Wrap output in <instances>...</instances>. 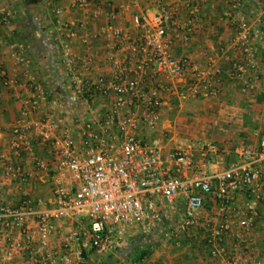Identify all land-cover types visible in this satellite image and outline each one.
<instances>
[{
	"label": "built area",
	"instance_id": "obj_1",
	"mask_svg": "<svg viewBox=\"0 0 264 264\" xmlns=\"http://www.w3.org/2000/svg\"><path fill=\"white\" fill-rule=\"evenodd\" d=\"M95 1L75 0V5L87 8ZM131 2L137 6L139 1ZM243 6V0H233L229 14H241ZM185 8L187 16L183 21L167 8L153 14H136L134 20L145 27V32L135 39L119 26L107 27V32L116 40L130 42L137 60L115 61L117 72L113 80L99 77L94 94L114 99L104 115L84 123L79 142L70 129L61 131L60 123L54 118H30L28 110L18 118L12 130L13 150L18 154L32 152L31 133H36L56 153L53 161L44 158L35 161L36 175L52 173L53 194L44 201L27 193L18 206L9 205L0 197V233L17 230L21 235L8 239L5 260L0 264H13L11 260L23 251L26 257L20 264H60V258L61 264H84L86 252L115 254L129 245L131 231L149 234L160 226L166 240H176L199 227L209 197L221 201V211L234 212V193L243 191L249 200L245 209L236 211L239 219L236 237L246 245L251 244L248 233L259 215L258 206L264 201V150L250 145L237 147L240 162L222 172L210 173L207 167L212 162L211 155L222 159L213 143L199 149L166 150L160 139L147 141L140 134L146 128L158 129L167 97L176 96L180 101L190 97L217 98L223 91L225 77L244 81L243 88L248 93L257 86L260 70L246 23L238 24L235 38V45L245 60L235 62L227 70L215 63L216 58L211 60L213 65L201 68L189 56L177 52V47H189L200 12L199 5L191 1L186 2ZM55 13L61 17L65 8L58 6ZM101 13L97 9L95 17ZM117 15L115 10L109 13L112 19ZM4 21L8 22L9 17L5 16ZM60 22L68 37L77 36V30L70 23ZM81 41L89 43L86 36ZM11 48L16 57L25 60L23 49L17 44ZM90 60L85 59L88 64ZM74 62L75 58L67 60L68 65ZM144 77H149L150 82L145 84ZM75 81L81 92L82 80L76 77ZM44 97L45 92L37 87L31 102L34 109ZM0 163L7 177H18L23 184L33 176L14 166L3 151H0ZM179 200L185 202L184 210L180 224L173 228L164 219L168 211L177 209ZM29 217L36 219L34 227L28 226ZM60 221L80 224L58 240L62 236ZM233 224L227 219L212 227L211 235L206 237L207 245L214 257H223L228 264H240L242 257L229 256L220 248ZM131 264L156 262L145 256ZM254 264H264V258Z\"/></svg>",
	"mask_w": 264,
	"mask_h": 264
},
{
	"label": "crops",
	"instance_id": "obj_2",
	"mask_svg": "<svg viewBox=\"0 0 264 264\" xmlns=\"http://www.w3.org/2000/svg\"><path fill=\"white\" fill-rule=\"evenodd\" d=\"M48 1L26 4L25 0H0V151L7 154L14 166L33 175L29 182L23 184L18 177H7L0 163V197L5 203L18 206L27 193L44 201L53 194L52 173L36 175L35 163L37 158L49 161L56 158L51 146L43 143L38 134L31 133L34 141L32 152L18 154L12 149V130L24 111H29L30 118L56 119L60 123V130L70 129L73 138L79 142L84 123L104 115L114 99L94 94L99 77L113 80L117 72L115 61L137 60L130 42L116 40L107 32V27L119 26L126 35L135 39L145 32V27L134 20L136 14H153L167 8L183 21L187 16L185 7L188 1L198 4L200 12L189 47H177V52L189 56L201 68L213 65L211 60L216 58L215 63L227 70L235 62L245 60L244 54L235 45V38L238 24L246 23L253 37L260 70L257 86L248 93L243 88L244 81L225 77L223 91L217 98L190 97L180 101L176 96L169 97L181 102L182 108L191 103L187 107L189 112L196 110L199 113L195 116L163 118L158 129L146 128L140 134L147 141L160 139L166 150L179 147L199 149L202 145L213 143L218 147L222 159L211 155L212 162L207 167L210 173L222 172L240 162L237 147L250 145L256 150H264V0H243L241 14H229L233 0H138L137 6L132 5L131 0H96L87 8H79L75 0H57L53 7L50 6L52 1ZM58 6L65 8L61 17L55 13ZM97 9L102 11L98 18L95 17ZM113 10L118 13L115 19L109 16ZM5 16L9 17L8 22L4 21ZM60 21L70 23L77 30V36L68 37ZM83 36L88 37V44L81 41ZM12 44L24 50L25 60L14 55ZM69 58H75L72 65L67 63ZM87 58H91V63L85 61ZM76 77L82 80L81 92L77 89ZM144 82L149 83V77H144ZM37 87H41L45 97L34 109L31 102ZM166 102L168 104L169 100ZM227 124L231 127L224 128ZM234 197V212L221 211V201L217 197H209L199 227L182 237L185 244L155 243V237L161 235L162 226L149 234L131 231L128 246L109 255L88 252L86 262L131 264V258L135 256L133 250L148 247V256L156 264H228L223 257L211 254L206 237L211 235L212 227L229 219L234 224L225 234L220 244L221 250L229 256L242 257L240 264H254L264 258V201L259 204V215L248 233L251 244L246 245L236 237L239 220L236 211L245 209L249 197L245 191L234 193ZM184 205L185 202L179 200L177 208L184 210ZM164 220L170 223L173 217L167 215ZM27 224L34 227L36 219L29 217ZM79 224L76 221H60L62 236L58 240L79 227ZM20 236L17 230L0 233V261L5 260L8 239ZM128 254L130 258H127ZM25 257L26 251H23L11 262L20 264ZM59 263H62L61 258Z\"/></svg>",
	"mask_w": 264,
	"mask_h": 264
},
{
	"label": "rangeland",
	"instance_id": "obj_3",
	"mask_svg": "<svg viewBox=\"0 0 264 264\" xmlns=\"http://www.w3.org/2000/svg\"><path fill=\"white\" fill-rule=\"evenodd\" d=\"M48 2H51L50 6L53 7L54 5H56L57 0H54V1L53 0H49ZM34 7H37V5L34 6ZM33 10H34L35 13H38V15L40 14V12H38L36 9H33ZM52 14H53V12L51 13V15ZM51 17L53 18V15ZM165 100H169V103L163 107V118L164 119H172V118H175L178 115L195 116L196 114L199 113V111L196 112V110L194 112H191V113L189 112V109H187V107H189V105L191 103H188L187 106L182 108L180 106L181 102L178 101V103H176L177 99H174V98L170 99V98L167 97ZM194 107H196V104L194 105ZM201 111L204 112L203 110H201ZM228 127L230 128L231 125H228V124H227V126L224 125V128H228ZM181 212H182V210H180L179 208L173 209V210H170V211L167 212L168 216L173 217V221L170 222V224L174 225L173 228H176L180 224L179 223V219H180L181 214H182ZM164 222H165L166 225H170L169 222H166V220ZM154 241L157 244H162V243H166V244H171L172 243L173 245H177L178 243L185 244V241L183 240L182 237L177 238L176 240L175 239L166 240L163 233H161V235L159 237L158 236L155 237Z\"/></svg>",
	"mask_w": 264,
	"mask_h": 264
},
{
	"label": "trees",
	"instance_id": "obj_4",
	"mask_svg": "<svg viewBox=\"0 0 264 264\" xmlns=\"http://www.w3.org/2000/svg\"><path fill=\"white\" fill-rule=\"evenodd\" d=\"M39 2H41V0H25V3L26 4H37V3H39ZM176 103H178V100H176ZM149 246V245H148ZM132 248H133V246H132ZM133 251H135V256H132V258H131V260H132V262H135V261H140L141 259H143L145 256H148L149 255V248L148 247H146L145 249H143V250H139V249H134ZM131 254V253H130ZM85 255H86V258H88L89 257V253L88 252H86L85 253ZM132 255V254H131ZM127 258H130L129 257V254L127 255ZM84 264H88L87 262L86 263H84Z\"/></svg>",
	"mask_w": 264,
	"mask_h": 264
}]
</instances>
